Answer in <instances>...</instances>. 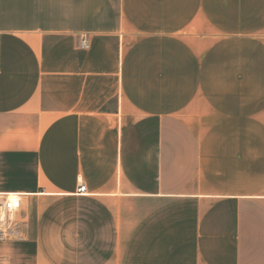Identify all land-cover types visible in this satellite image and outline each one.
I'll return each instance as SVG.
<instances>
[{
  "label": "crops",
  "instance_id": "crops-1",
  "mask_svg": "<svg viewBox=\"0 0 264 264\" xmlns=\"http://www.w3.org/2000/svg\"><path fill=\"white\" fill-rule=\"evenodd\" d=\"M13 193L0 264H264V0H0Z\"/></svg>",
  "mask_w": 264,
  "mask_h": 264
},
{
  "label": "built area",
  "instance_id": "built-area-1",
  "mask_svg": "<svg viewBox=\"0 0 264 264\" xmlns=\"http://www.w3.org/2000/svg\"><path fill=\"white\" fill-rule=\"evenodd\" d=\"M81 46L84 49L89 48L87 37L81 40ZM78 194H87V187L82 185L78 189ZM19 194L0 195V239L6 240L20 233L23 224L18 221V216L22 210V199Z\"/></svg>",
  "mask_w": 264,
  "mask_h": 264
},
{
  "label": "rangeland",
  "instance_id": "rangeland-1",
  "mask_svg": "<svg viewBox=\"0 0 264 264\" xmlns=\"http://www.w3.org/2000/svg\"><path fill=\"white\" fill-rule=\"evenodd\" d=\"M24 229H25V228H24ZM24 229H22V230H24ZM22 230L20 231V233H19L18 235L14 236V237H12V238L9 237V238L6 239V240H16V239L22 238V236H21V235H22V232H23Z\"/></svg>",
  "mask_w": 264,
  "mask_h": 264
}]
</instances>
